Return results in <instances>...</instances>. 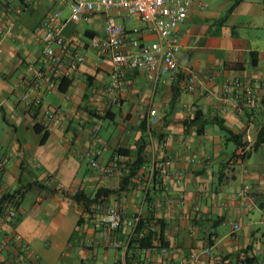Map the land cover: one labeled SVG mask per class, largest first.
Wrapping results in <instances>:
<instances>
[{"label":"crops","instance_id":"1","mask_svg":"<svg viewBox=\"0 0 264 264\" xmlns=\"http://www.w3.org/2000/svg\"><path fill=\"white\" fill-rule=\"evenodd\" d=\"M68 4L0 0V197L22 190L15 215L12 203L0 210V264H126L125 222L143 209L151 169L164 157L170 164L153 207L166 223L167 250H141L129 264H264V136L253 146L264 123V0H191L175 30L178 70L155 82L127 69L113 80L110 56L89 45L91 36H103L110 12L75 22ZM53 9L84 61L56 88H33V70L46 69L39 25ZM114 19L139 41L156 40L144 22ZM189 73L193 91L181 87ZM233 78L242 80L255 105L237 110L221 101ZM149 108L156 109L155 123H149ZM49 113L54 117L45 128ZM209 117L222 119L245 145L226 139L217 123H204ZM97 119L103 145L90 131ZM141 137L149 144L138 174L107 198L121 216L111 235L119 245L112 246L98 217L82 213L72 195L118 188L122 171L104 175L90 159L99 165L114 156L133 160Z\"/></svg>","mask_w":264,"mask_h":264},{"label":"built area","instance_id":"2","mask_svg":"<svg viewBox=\"0 0 264 264\" xmlns=\"http://www.w3.org/2000/svg\"><path fill=\"white\" fill-rule=\"evenodd\" d=\"M191 0H69L70 14L72 21H79L82 17L92 14L95 11H109L106 18L103 36H91L89 45L99 52L108 54L113 64L111 77L117 79L119 72L123 69L141 72L150 81H157L160 76L173 74L178 69L177 52L179 42L175 35L177 26L187 16ZM123 15L126 19L136 18L147 24V28L156 36V40L144 43L138 38L131 36L121 24H118L114 16ZM65 21L60 18V10L53 9L46 14L39 25L40 41L42 43V56L46 69H34L31 75V85L33 88H56L63 78L74 76L79 65L84 61V56L75 52L69 45L63 34ZM242 80L239 78L229 79L224 85L221 101L232 105L240 110L244 105L253 106L256 99L248 93L242 91ZM185 91L195 90V76L189 73L181 85ZM20 100L28 104L29 99L26 92H21ZM149 123L157 121L156 109L148 110ZM53 113H49L43 120V126L49 127ZM101 122L95 120L90 128L91 135L96 144L103 145L104 140L99 134ZM165 145V141L162 142ZM119 158L114 156L108 163L99 165L95 159H90L93 167H99L104 175L120 172ZM170 164V159L164 157L157 164V169L162 175ZM3 164L0 161V169ZM120 170V171H119ZM245 185L243 190L248 189ZM18 198H13L10 214L16 213V202ZM91 210L98 217L103 225L104 236L110 238L109 244L118 246L119 242L111 237L113 232L121 224V216L115 204L108 199L95 200L91 203ZM138 220V215L133 214L126 220L129 235ZM234 228L238 224H233ZM166 251V247L161 248ZM208 252V249H206ZM192 258L195 256L191 255ZM133 264H141L135 261Z\"/></svg>","mask_w":264,"mask_h":264},{"label":"trees","instance_id":"3","mask_svg":"<svg viewBox=\"0 0 264 264\" xmlns=\"http://www.w3.org/2000/svg\"><path fill=\"white\" fill-rule=\"evenodd\" d=\"M178 70V69H177ZM177 72V71H176ZM175 72V73H176ZM174 74V73H173ZM70 80L69 78H63L60 80L65 81ZM197 112L194 114V117L190 122L196 120ZM205 122H215L219 127L224 131L225 137L228 140H232L238 147L245 145V142L241 140L240 136L235 134L229 127H227L222 119L218 117H209L203 120ZM147 129V127H146ZM150 131V130H149ZM46 135V132H44ZM43 135V137H44ZM264 136V123L261 125L257 132V139L254 142L253 146L256 147L260 142H262ZM149 144V141L144 137H141L140 141L134 146L132 155L134 156L133 160H129V157L126 159H121L118 161L120 164L119 168L121 173L120 185L118 188H109V187H100L95 193L91 196L84 194L82 191H77L72 195V198L78 202L81 206L82 213L86 216H95L94 212L91 210V203L95 200H107L108 195L112 193H117L127 187L131 178L138 174V169L142 162L144 161V150ZM121 149L117 150V153H120ZM238 157H244V151L237 154ZM150 186L146 188L144 207L138 215V220L132 230V233L126 239V249L124 254V260L126 264L130 263V260L137 256L139 251L152 249V248H163L167 246V242L164 239V230L166 223L161 217L155 215V209L153 207L155 195L160 191L162 184V176L159 173L157 166H153L150 173ZM22 195V190L20 188L15 189L11 192H5L0 197V210L7 206V204L14 202L13 198H20ZM82 221V217H79L77 223ZM167 249V248H166ZM251 259L245 258L244 262H249Z\"/></svg>","mask_w":264,"mask_h":264}]
</instances>
